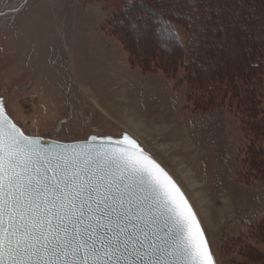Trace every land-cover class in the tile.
Here are the masks:
<instances>
[{
	"label": "rangeland",
	"instance_id": "rangeland-1",
	"mask_svg": "<svg viewBox=\"0 0 264 264\" xmlns=\"http://www.w3.org/2000/svg\"><path fill=\"white\" fill-rule=\"evenodd\" d=\"M127 2L0 0V106L28 136L130 141L183 190L216 264H264V139L230 91L223 104H211L185 79L188 68L170 72L165 53L176 56L177 46L152 20L180 18L193 26L190 50L236 58L264 39V4L143 0L112 21ZM137 113L149 129L165 123L183 137L135 132L128 120ZM183 141L187 154L168 151ZM193 167L203 174L201 188L186 178Z\"/></svg>",
	"mask_w": 264,
	"mask_h": 264
},
{
	"label": "water",
	"instance_id": "water-1",
	"mask_svg": "<svg viewBox=\"0 0 264 264\" xmlns=\"http://www.w3.org/2000/svg\"><path fill=\"white\" fill-rule=\"evenodd\" d=\"M0 264H216L187 196L128 140L26 135L0 106Z\"/></svg>",
	"mask_w": 264,
	"mask_h": 264
},
{
	"label": "trees",
	"instance_id": "trees-1",
	"mask_svg": "<svg viewBox=\"0 0 264 264\" xmlns=\"http://www.w3.org/2000/svg\"><path fill=\"white\" fill-rule=\"evenodd\" d=\"M197 1L198 6H203L206 2ZM259 1L264 4L262 0ZM142 4L143 0H128L127 5L115 11L112 21L116 16L139 9ZM168 9L165 7L163 10L171 12ZM172 11L175 12V9ZM206 15L209 17L208 13ZM203 16L205 17L204 14ZM152 20L157 23L159 33L170 36L177 46L176 56L165 53L169 60H165L164 65L170 68V72L178 71L181 65L188 68L185 79L190 77L192 88L200 94L207 95V100L211 104L218 106L223 104L226 91H230L231 99L242 107L246 118L255 126L254 136L257 139H264V39L257 42L255 49L253 46H249L248 49L245 46L239 50L236 58L235 56L224 58L208 54L203 48H200L201 51L198 53L192 48L189 49L187 42L191 37L192 24H185L186 22L180 18L167 20L158 17ZM261 29H264V23ZM202 36L209 41L207 34ZM236 52L238 51L234 50V53Z\"/></svg>",
	"mask_w": 264,
	"mask_h": 264
},
{
	"label": "bare ground",
	"instance_id": "bare-ground-1",
	"mask_svg": "<svg viewBox=\"0 0 264 264\" xmlns=\"http://www.w3.org/2000/svg\"><path fill=\"white\" fill-rule=\"evenodd\" d=\"M13 11V10H12ZM15 11V10H14ZM13 11V12H14ZM138 114V113H137ZM135 115V116H131V117H129V123L131 124L130 126L133 128V130L135 131V132H137V133H139V134H142V133H144V132H146V131H151V128H152V130H153V133H154V135L155 136H160V133H163V134H161V138L164 140L165 138H168V137H170L171 136V134L173 133L174 135L172 136L173 138L175 137V139L177 140L178 138H182L183 137V134H175V128H173V129H169V130H167L168 129V126L165 124V123H163L162 125H159V126H153V127H151L150 129H149V126H151L150 124H149V121L147 120V119H145V118H143L141 115ZM130 126H129V128H130ZM149 129V130H148ZM132 131V130H131ZM163 136V137H162ZM179 140V139H178ZM170 145H172V144H170ZM174 145V144H173ZM188 145V144H187ZM187 145H186V143H184V141H183V143L181 144V147H182V149H181V147L180 148H176V147H169L168 146V151L170 150V153L171 154H173V155H175V153H181V152H183V153H185V154H187V150H186V148L185 147H187ZM175 146H176V144H175ZM166 149V148H165ZM165 151V150H164ZM190 160L188 157H185V158H182L181 160V162H182V164H183V169H187V166L185 165V163L187 162V160ZM194 164L198 167V165H197V163L196 162H194ZM192 171H190L189 170V172H188V170H187V172H188V176H186V178L187 179H189L190 177H194L195 178V182H194V184L195 183H197L196 185H197V187L199 186V188H201V187H203V186H200L199 185V181H201V178H202V176H203V174H199V175H197L198 173H197V169H195L194 167L191 169ZM196 189V188H195ZM203 195H204V193H203ZM194 208V207H193ZM195 210V209H194ZM196 212V211H195ZM197 214V213H196ZM198 216V215H197ZM199 218V217H198ZM200 220V219H199ZM204 229V228H203ZM208 239V238H207Z\"/></svg>",
	"mask_w": 264,
	"mask_h": 264
}]
</instances>
